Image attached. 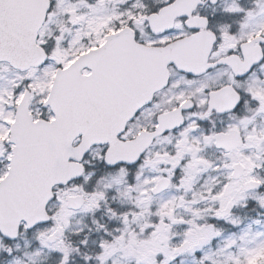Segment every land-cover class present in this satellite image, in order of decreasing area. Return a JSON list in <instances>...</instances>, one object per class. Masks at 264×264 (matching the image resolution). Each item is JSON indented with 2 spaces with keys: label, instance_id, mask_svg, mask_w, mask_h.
I'll list each match as a JSON object with an SVG mask.
<instances>
[{
  "label": "snow or ice",
  "instance_id": "obj_1",
  "mask_svg": "<svg viewBox=\"0 0 264 264\" xmlns=\"http://www.w3.org/2000/svg\"><path fill=\"white\" fill-rule=\"evenodd\" d=\"M0 264H264V0H0Z\"/></svg>",
  "mask_w": 264,
  "mask_h": 264
}]
</instances>
